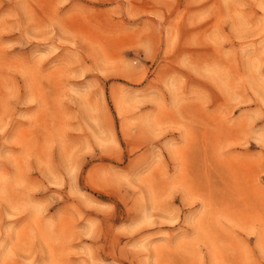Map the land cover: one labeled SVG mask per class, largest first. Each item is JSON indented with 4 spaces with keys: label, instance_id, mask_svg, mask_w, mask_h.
<instances>
[{
    "label": "rangeland",
    "instance_id": "1",
    "mask_svg": "<svg viewBox=\"0 0 264 264\" xmlns=\"http://www.w3.org/2000/svg\"><path fill=\"white\" fill-rule=\"evenodd\" d=\"M0 264H264V0H0Z\"/></svg>",
    "mask_w": 264,
    "mask_h": 264
}]
</instances>
